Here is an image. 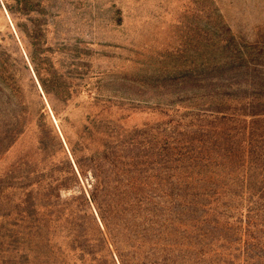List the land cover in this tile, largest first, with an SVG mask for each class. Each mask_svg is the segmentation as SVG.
<instances>
[{
    "label": "rangeland",
    "instance_id": "obj_1",
    "mask_svg": "<svg viewBox=\"0 0 264 264\" xmlns=\"http://www.w3.org/2000/svg\"><path fill=\"white\" fill-rule=\"evenodd\" d=\"M28 15L46 23L42 40L71 87L66 104L55 97L50 102L31 88L22 33ZM0 54L14 68L26 103L20 119L26 133L4 153L16 137L19 107L0 79V264H33L28 236L17 233L21 198L10 166L21 152L32 153L37 133L31 118L49 139L52 125L61 135L51 103L72 139L87 116L108 110L107 122L112 130H122L127 142L125 170L131 177L154 173L157 188L169 195L184 190L193 217L208 211L219 220L218 233L214 238L209 234V242L217 238L225 254L251 252L248 264H264V215H251L258 233L245 243L236 222L240 208L250 204L241 195L242 173L261 169L255 138L244 143L236 134L241 111L221 106L224 112L218 115L213 100L236 91L239 83L248 94L264 91V0H0ZM226 60H234V66L243 62L248 83L240 73L232 82L220 80L237 74L220 67ZM42 103L52 123L37 114ZM206 123L204 131L200 127ZM217 125L235 131L215 138ZM251 183L255 186L256 180ZM68 195L62 192V197ZM237 254L231 264H243Z\"/></svg>",
    "mask_w": 264,
    "mask_h": 264
},
{
    "label": "trees",
    "instance_id": "obj_2",
    "mask_svg": "<svg viewBox=\"0 0 264 264\" xmlns=\"http://www.w3.org/2000/svg\"><path fill=\"white\" fill-rule=\"evenodd\" d=\"M7 9L12 13L10 6ZM31 13L28 8L27 14ZM29 15V26L22 33L27 40L24 68L30 73L31 88L38 96L43 93L50 102L55 97L57 102L66 104L71 87L63 82L50 59L52 50L42 40L46 23L35 22ZM233 63L234 60H226L220 67L234 68L237 74L220 80L232 82L241 75L248 83L243 62L237 66ZM0 79L16 96L19 107L14 116L16 137L10 147L4 146L6 153L26 133L20 124L26 114V103L20 80L4 54H0ZM239 84L236 91L219 94L213 100L218 102V115L224 112L221 106H233L241 111L238 116L242 127L236 134L244 143L250 137L255 138L254 154L261 161V169L242 173V198L255 206L246 203L238 213L236 222L245 243L253 238L255 231L258 233V226L250 224L251 215H264V91L248 94L245 86L241 88ZM51 111L61 135L52 125L49 139L39 122L31 118L37 133L32 153L26 156L21 152L10 166L14 188L21 198L17 233L28 236L33 264H231L238 258L235 251L231 255L222 252L217 238L213 243L208 241L209 234L213 238L217 235L219 220L208 211L193 217L187 204L190 196L184 190L169 195L157 188L159 176L154 173L143 179L131 177L132 172L125 170L127 142L122 130H112L107 122L108 110L87 116L74 139L68 136L52 103ZM37 114L51 122L50 112L43 103ZM201 125L206 131L207 123ZM232 131L235 130L217 125L213 133L219 138ZM132 161L136 164L135 159ZM251 179L256 180L255 186ZM125 181L128 184H122ZM75 188L79 189L78 193ZM62 192L69 195L62 197ZM237 255L239 259L242 256L243 264L254 258L251 252Z\"/></svg>",
    "mask_w": 264,
    "mask_h": 264
}]
</instances>
